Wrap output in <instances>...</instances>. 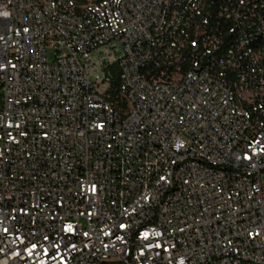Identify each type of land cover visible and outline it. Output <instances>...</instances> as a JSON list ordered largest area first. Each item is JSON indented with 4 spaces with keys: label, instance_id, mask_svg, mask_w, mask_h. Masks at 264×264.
<instances>
[{
    "label": "built area",
    "instance_id": "2783aa9c",
    "mask_svg": "<svg viewBox=\"0 0 264 264\" xmlns=\"http://www.w3.org/2000/svg\"><path fill=\"white\" fill-rule=\"evenodd\" d=\"M0 264H264V0H0Z\"/></svg>",
    "mask_w": 264,
    "mask_h": 264
},
{
    "label": "rangeland",
    "instance_id": "374dc122",
    "mask_svg": "<svg viewBox=\"0 0 264 264\" xmlns=\"http://www.w3.org/2000/svg\"><path fill=\"white\" fill-rule=\"evenodd\" d=\"M54 56H55V51L53 50V48L49 47L47 49V57L48 59L51 61L54 59Z\"/></svg>",
    "mask_w": 264,
    "mask_h": 264
},
{
    "label": "trees",
    "instance_id": "16d2710c",
    "mask_svg": "<svg viewBox=\"0 0 264 264\" xmlns=\"http://www.w3.org/2000/svg\"><path fill=\"white\" fill-rule=\"evenodd\" d=\"M81 3H83V2H86V1H88V0H79Z\"/></svg>",
    "mask_w": 264,
    "mask_h": 264
}]
</instances>
